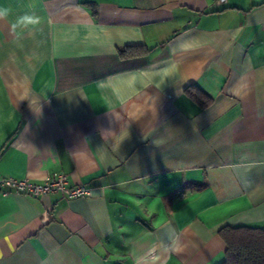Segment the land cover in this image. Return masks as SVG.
<instances>
[{"label": "crops", "instance_id": "1", "mask_svg": "<svg viewBox=\"0 0 264 264\" xmlns=\"http://www.w3.org/2000/svg\"><path fill=\"white\" fill-rule=\"evenodd\" d=\"M0 6V173L92 190L1 198L0 264H220L264 227V0Z\"/></svg>", "mask_w": 264, "mask_h": 264}, {"label": "trees", "instance_id": "2", "mask_svg": "<svg viewBox=\"0 0 264 264\" xmlns=\"http://www.w3.org/2000/svg\"><path fill=\"white\" fill-rule=\"evenodd\" d=\"M131 47L119 50L127 55ZM200 107H207L212 98L200 90H187ZM219 235L226 245L224 260L220 264H264V227L255 224L224 226Z\"/></svg>", "mask_w": 264, "mask_h": 264}, {"label": "built area", "instance_id": "3", "mask_svg": "<svg viewBox=\"0 0 264 264\" xmlns=\"http://www.w3.org/2000/svg\"><path fill=\"white\" fill-rule=\"evenodd\" d=\"M53 192H59L67 199L88 197L92 194L91 188L85 185L71 184L64 173H57L43 181H33L27 177L18 178L0 173V200L14 193L40 197Z\"/></svg>", "mask_w": 264, "mask_h": 264}, {"label": "clouds", "instance_id": "4", "mask_svg": "<svg viewBox=\"0 0 264 264\" xmlns=\"http://www.w3.org/2000/svg\"><path fill=\"white\" fill-rule=\"evenodd\" d=\"M11 13V9L7 7L0 6V20H5ZM41 24V17L36 14L34 11L26 13L22 16H19L15 23L11 25L12 29L15 31L17 29L35 30Z\"/></svg>", "mask_w": 264, "mask_h": 264}]
</instances>
